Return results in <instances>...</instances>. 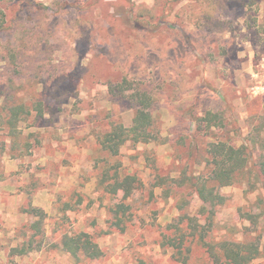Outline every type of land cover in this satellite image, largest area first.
Returning <instances> with one entry per match:
<instances>
[{
	"label": "rangeland",
	"instance_id": "rangeland-1",
	"mask_svg": "<svg viewBox=\"0 0 264 264\" xmlns=\"http://www.w3.org/2000/svg\"><path fill=\"white\" fill-rule=\"evenodd\" d=\"M3 11L0 107L38 101L42 116L19 125L21 143L0 130V264H175L161 235L182 214L199 218L201 202L171 180L204 175L211 142L247 147L251 163L264 155V0H32ZM124 78L150 94L156 139L110 158L98 140L135 112L130 91L116 89ZM213 116L210 129L196 120ZM116 162L141 182L123 233L109 228L119 198L97 186ZM220 193L219 235L235 227L241 239L250 223L240 213H260L264 192L244 181ZM79 232L95 239L98 260L60 249ZM28 243L33 251L14 252ZM259 244L253 264L264 263V235ZM203 257L198 246L193 260Z\"/></svg>",
	"mask_w": 264,
	"mask_h": 264
},
{
	"label": "trees",
	"instance_id": "trees-1",
	"mask_svg": "<svg viewBox=\"0 0 264 264\" xmlns=\"http://www.w3.org/2000/svg\"><path fill=\"white\" fill-rule=\"evenodd\" d=\"M11 1L27 2L32 0H0V29H9L11 26L9 24L6 26L7 28L4 27L6 15L3 11L4 5ZM9 53L13 55L12 50ZM116 89L121 93L130 91L128 97L134 103L135 112L130 127H125L121 123H111L108 131L98 140L100 149L110 158L117 157L122 146L128 142L147 144L156 139L151 110L153 101L150 94L147 93L148 91L137 90L125 78L122 83L117 85ZM33 113H35V118L42 116L41 102L29 103L23 99L4 100L0 107V130L3 131L7 139L10 138L12 145L22 142V131L19 125ZM206 115L211 116L209 113ZM214 118L215 116L209 120V118L201 119L199 117L196 120L207 122L205 127L210 129L211 121ZM206 154L207 160L204 167L206 173L204 175L181 176L178 180H171V182L177 183V188L190 187L193 194L197 196L201 202L198 211L199 218L182 214L176 224L167 228L168 231L173 232V235L162 233L160 246L171 249V259L175 264H199V260H193V253L198 246L203 250L202 262L204 264H253L263 255L259 239L264 235V197L257 201V205L261 206L260 213H240V216L250 223V226L245 227L241 239L235 238V227L228 229L229 236L219 235L215 209L223 205L225 201L220 190L235 183L245 181L249 188L261 189L264 192V155L260 152L259 156L262 158L256 163H251L253 154L247 147H235L221 141L209 143ZM118 167H120L118 162L115 163V166L106 165L101 176L97 177V186L113 200L119 198L109 207L111 215L109 228L123 233L132 217L131 204L127 203V200L132 196V193L141 189V182L134 175H120L117 171ZM113 169L114 172L111 173ZM173 189H166V195L169 196ZM178 206L181 210L184 204H178ZM33 226L35 227V225ZM254 233L256 234L252 238L251 235ZM31 244H23L14 252L18 255L28 254L35 249ZM59 247L78 260L83 258L92 261L98 260L102 256V251L95 239L86 232L71 235L65 233L60 240ZM140 264L144 263L140 261Z\"/></svg>",
	"mask_w": 264,
	"mask_h": 264
}]
</instances>
